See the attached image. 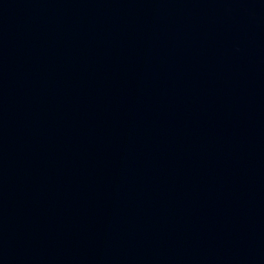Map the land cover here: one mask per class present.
I'll return each mask as SVG.
<instances>
[{
	"label": "water",
	"instance_id": "water-1",
	"mask_svg": "<svg viewBox=\"0 0 264 264\" xmlns=\"http://www.w3.org/2000/svg\"><path fill=\"white\" fill-rule=\"evenodd\" d=\"M0 264H264V0H0Z\"/></svg>",
	"mask_w": 264,
	"mask_h": 264
}]
</instances>
